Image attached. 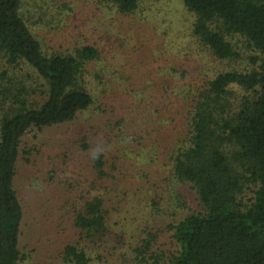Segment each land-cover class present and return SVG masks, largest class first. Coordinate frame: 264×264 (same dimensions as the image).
I'll use <instances>...</instances> for the list:
<instances>
[{
	"label": "trees",
	"instance_id": "obj_1",
	"mask_svg": "<svg viewBox=\"0 0 264 264\" xmlns=\"http://www.w3.org/2000/svg\"><path fill=\"white\" fill-rule=\"evenodd\" d=\"M95 1L126 17L137 11L140 0ZM182 2L195 18L192 36L215 61L238 59V39L258 55L251 57L250 70L198 74L183 106L186 70L159 68L163 92L180 99L175 106L161 107L163 113L154 108L151 130L143 124L139 134L119 119L118 111L133 110L111 96L104 72L92 69L103 60L99 49L51 46L43 34L48 23L52 29L66 27L70 4L0 0V264L25 260L28 209L17 191V177L31 154L24 150L26 138L73 125L80 128L72 145L92 154L90 188L95 193L74 217L79 238L61 244L54 262L98 264L103 247L113 238L122 240L125 233L111 228L112 214L121 208L118 191L133 157L162 168L170 187L165 201L170 216L162 228L144 226V236L131 249V264H264V0ZM71 31L75 35L77 27L65 33ZM133 92L140 95L138 89ZM54 179L53 173L49 185ZM182 186L190 187L198 206L183 216ZM157 197L145 203L150 202L156 222L161 210Z\"/></svg>",
	"mask_w": 264,
	"mask_h": 264
},
{
	"label": "rangeland",
	"instance_id": "obj_2",
	"mask_svg": "<svg viewBox=\"0 0 264 264\" xmlns=\"http://www.w3.org/2000/svg\"><path fill=\"white\" fill-rule=\"evenodd\" d=\"M61 1L72 6V13L63 24L67 28L52 29L53 25L48 23L43 34L50 38L51 46L89 44L99 49L105 61L96 62L92 69L103 71L110 84L111 96L115 95V100L123 101L133 110L132 114L126 110L118 111L119 119H123L132 132L134 128L143 130V124L149 129L154 108L163 113L161 107L178 104L179 96L171 91L163 92L159 68L173 65L176 69L186 70L182 77L183 106V99L191 94L188 85L198 84V74L211 76L230 68L250 70L254 67L251 57L258 55L245 41L238 39V59L229 63L215 61L192 36L195 18L182 0H140L137 11L126 17L115 16L95 0ZM76 27L75 35L72 31L65 33L68 28ZM167 82L176 83L171 79ZM134 89H138L139 96L136 97ZM111 96L110 101H114ZM184 112L182 109V115ZM78 128L80 125L51 129L38 137L30 135L26 138L24 150L31 154L28 159L24 158L17 177V191L28 209L22 241L25 260L21 264H60L53 260L57 248L79 238L73 226L74 217L95 192L90 188L92 154L77 152L71 143ZM157 164L139 158L133 161V157L127 161L129 173L118 191L121 208L112 214L111 223L115 233L125 234L120 242L113 238L107 243L100 252L104 259L96 263L131 264V249L144 236V226L162 228L163 222L169 221L170 208L165 201L170 196V187L164 182L166 175ZM53 173L56 179L49 185L48 179ZM156 194L161 209L157 222L149 214L152 211L150 202L145 204L155 199ZM180 194L182 216L197 210L195 194L189 186H182ZM114 201H117L116 196ZM134 207H138L137 213L130 209ZM34 224L37 231L32 229ZM121 227L125 230L119 232Z\"/></svg>",
	"mask_w": 264,
	"mask_h": 264
}]
</instances>
